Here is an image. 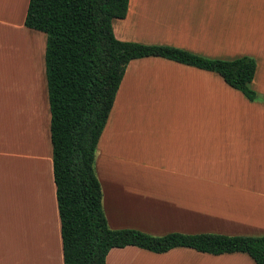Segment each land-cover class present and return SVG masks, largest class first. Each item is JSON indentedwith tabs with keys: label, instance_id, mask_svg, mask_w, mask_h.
Returning a JSON list of instances; mask_svg holds the SVG:
<instances>
[{
	"label": "crops",
	"instance_id": "obj_1",
	"mask_svg": "<svg viewBox=\"0 0 264 264\" xmlns=\"http://www.w3.org/2000/svg\"><path fill=\"white\" fill-rule=\"evenodd\" d=\"M4 1L16 0H0V7ZM29 1L17 24L34 40V46H28L30 54L40 45L38 65L42 67L47 35L25 27ZM11 7L12 3L6 10ZM1 13L0 31L8 32L10 27L12 32L16 22ZM113 26L120 41L167 45L212 59L252 57L257 62L252 88L258 87L263 96L251 102L219 74L164 58L130 62L98 145L101 154L96 170L104 212L106 183L142 208L151 205L168 211L164 218L151 219L148 227L132 223L124 229L136 227L144 232L148 230L142 229L150 228L154 232L147 233L156 237L195 234L191 226L199 223L264 230V0H130L126 18L115 20ZM15 49L0 48V66L6 67L8 57L15 60L19 54ZM34 69L30 62L29 73L24 68L19 70L24 74L21 78H28L30 83L31 73L38 74ZM45 71L43 67L46 75ZM31 108L27 110V127L24 121L20 123L24 113L14 108L16 116L11 123L21 130V139L10 149L0 150V186L4 184L0 200L1 196L3 203L7 199L14 213L13 187L7 174L17 166L18 176L26 178L19 200L24 218L34 222L39 213L46 216L50 210L54 227L46 226V217L43 227H37L42 234L36 227H24L25 240L16 239V251L20 241L25 247L21 248L23 264H64L53 152L47 156L44 149L46 138L49 143L48 131L43 154L32 143ZM215 231L204 233L221 234ZM6 232L7 227H0V241ZM43 236L47 237L45 242ZM40 244L50 246L49 259L48 250L42 254ZM3 257L5 264H11L9 257ZM106 264L256 263L245 253L211 255L176 248L156 254L128 246L112 249Z\"/></svg>",
	"mask_w": 264,
	"mask_h": 264
},
{
	"label": "trees",
	"instance_id": "obj_2",
	"mask_svg": "<svg viewBox=\"0 0 264 264\" xmlns=\"http://www.w3.org/2000/svg\"><path fill=\"white\" fill-rule=\"evenodd\" d=\"M130 0H30L25 27L47 35L46 80L51 143L64 264H106L115 248L135 246L156 254L176 248L211 255L245 253L264 264V235L170 233L112 229L96 170L98 145L130 62L158 57L219 74L249 101L257 62L243 56L212 59L167 45L120 41L114 21L125 19Z\"/></svg>",
	"mask_w": 264,
	"mask_h": 264
},
{
	"label": "rangeland",
	"instance_id": "obj_3",
	"mask_svg": "<svg viewBox=\"0 0 264 264\" xmlns=\"http://www.w3.org/2000/svg\"><path fill=\"white\" fill-rule=\"evenodd\" d=\"M19 0H16L13 2L12 6L15 3H18ZM26 3L27 0H21V9L19 14H16L15 16V9L14 6L11 7V9L7 12V16L10 15V20L13 22H16V25H13L14 27L12 32L11 28L8 27V32L3 33L2 30L0 31V48H16L15 51H18L19 54L16 56L15 60L11 61L12 57H8L6 67L4 65L0 66V150L4 147H7V149H10L14 141L21 139L20 131L15 128L12 125V119L16 116L14 114V108L18 107L19 111L24 113L22 119L20 120L21 125L28 126V120L29 116L27 114V110L31 108V138L32 143L34 144L36 149H39L43 154V143H44V137L46 138V131H48V137H49V143L47 142V138L45 139V152L48 156V154L53 152L52 150V144L50 140V123H51V113H50V107H49V100H48V89H47V81H46V75L43 73V67L44 70L45 67V59L43 60V66L39 67L40 59H39V53H40V45L36 42V51L32 54L33 61H35L36 64L33 65V67L37 69L38 74L32 72L31 74L38 75V82L39 84V90H37V96L39 97H33L31 95L28 96L25 94V92L20 97L24 98L22 101H19L18 99H15L18 97V91L16 88L24 86L26 83L29 84L28 78H18L15 76V72L19 71L20 69L24 68V71L28 70L29 68V58H30V50L28 51V46L25 45L24 42L26 40H33L29 37V33L25 32L24 28L19 27L17 23H21V20L23 18V12H25L26 9ZM15 17V18H14ZM26 38V39H25ZM34 41V40H33ZM14 46V47H13ZM229 59L224 60H234V56L227 57ZM13 64H11V62ZM42 61V60H41ZM42 63V62H41ZM22 64V66H21ZM7 69L6 71H4ZM29 73V70H28ZM46 73V71H45ZM35 79V78H34ZM37 80V81H38ZM24 88V87H22ZM254 90L258 93V95L262 98V93L259 92L260 90L258 87H255ZM7 93V95H6ZM10 95V97H8ZM17 103H22L17 104ZM17 104V106H15ZM43 107V108H42ZM25 111V112H24ZM33 115H35L33 117ZM22 116V115H21ZM49 118V122L48 121ZM37 122V125H36ZM35 124V125H34ZM36 126V128H35ZM45 133V134H44ZM28 136H26L27 138ZM101 152L97 151V157H96V164L99 161ZM117 154V153H115ZM98 160V161H97ZM117 166V164H116ZM118 168V166H117ZM116 168V169H117ZM47 170V167H46ZM101 176V175H100ZM48 174H47V183L49 187L50 192V186L48 182ZM7 185V184H6ZM10 185V184H9ZM105 191H106V210L105 214L107 218L109 219L111 223V228L113 229H124L129 228L128 226L133 224H137V226H145L148 227V222L151 219H161L164 218L168 211L161 208V207H154L151 205H146L144 208L141 206L133 203L134 200H131L128 198V196L122 192L119 191H113L108 184L104 183ZM4 188L0 186V195L2 193V189ZM1 198L4 200V198L1 196ZM0 200V227H7V232L3 235V239L0 241V257H1V264L6 263V258L3 256H7L8 263L9 260H11V264H23L22 263V243L20 244L21 240H25L26 231H24V227H43L42 225V219L46 217L47 219V227H54L53 224V218H50V210H48V215L46 213V216H41L43 213H39L37 216V220L34 222H28L29 220L24 218V215L22 214V211L20 209V212L14 209L13 213L10 210V203H7V199L5 200V206L2 202L3 200ZM104 206V205H103ZM143 206V205H142ZM49 216V218H48ZM26 219V220H25ZM204 222H207L206 220ZM204 225V226H202ZM216 226V227H215ZM205 225L203 223H199V226H191L194 229L195 234H202L208 230H217L215 232L221 233V235H227V236H247V237H260L263 236L264 230H253L250 228H247L243 225H237V227L230 226L225 223H221L219 225ZM225 227H234V228H225ZM132 229H137L132 228ZM140 230V229H138ZM142 230H148L144 231L147 232H154L150 228L142 229ZM9 231V234H8ZM182 233V232H181ZM148 234V233H147ZM170 234V233H169ZM216 234V233H212ZM13 236V239L11 238ZM18 236V237H17ZM153 236V235H152ZM162 237V236H160ZM16 239H20L18 242L19 252L17 253L16 248ZM49 242V241H48ZM41 245V251L42 254L44 253L45 249L48 250V259H49V247L45 244ZM53 248V247H52ZM23 249V248H22ZM25 249V247H24ZM23 249V250H24ZM54 250V249H53ZM26 262L28 260L26 259Z\"/></svg>",
	"mask_w": 264,
	"mask_h": 264
},
{
	"label": "bare ground",
	"instance_id": "obj_4",
	"mask_svg": "<svg viewBox=\"0 0 264 264\" xmlns=\"http://www.w3.org/2000/svg\"><path fill=\"white\" fill-rule=\"evenodd\" d=\"M13 4V2H7V1H4L2 4V6L0 7V14H2L1 12H3L4 14H6V12H7V10H6V8L7 7H10V4ZM14 11H15V16H17L16 14H19L20 13V11L22 12V9H21V2L20 3H17L16 4V6H15V3H14ZM9 11V10H8ZM21 14V13H20ZM15 23V22H14ZM26 39V38H25ZM29 42V43H28ZM24 44L25 45H29L30 46V48H32V46H34V42L32 41V40H26L25 42H24ZM33 53H34V50H33ZM32 53V54H33ZM32 54H31V56H32ZM32 64L34 65V61H33V58L31 57V66H32ZM36 64V63H35ZM34 70H36V69H34ZM34 73H36L35 71H34ZM24 74H23V72L22 71H19V74L17 75V71L15 72V76H17L18 78H21L22 76H23ZM35 78V79H34ZM38 80V75L36 76L35 74H32V76H31V81H30V83L28 84V83H26L25 85H24V88H22V87H18L16 90L18 91L17 93H18V97H17V99L19 98V96H22V94L25 92V94H28L29 96H33V95H35L34 97H36L37 96V90H38V87H39V84H40V82H39V80ZM38 82H39V84H38ZM6 95H7V93H6ZM8 97H10V95L8 96ZM37 97H39V96H37ZM24 98H22V97H20V99H18L19 101H22ZM43 108V107H42ZM35 115H33V117H34ZM35 125V124H34ZM36 125H37V122H36ZM32 126V125H31ZM35 128H36V126H35ZM10 166H11V164H9ZM9 166V167H10ZM39 168V167H38ZM38 170H41V169H38ZM7 178H8V180H9V184L11 183V185H10V187L12 186L13 187V198L11 199V202H13V207H14V209L15 210H17L18 212L20 211V202H19V200H20V193L22 194L23 192H24V188H23V186L22 185H24V182L26 181V178H24V176H22V175H20V176H18V167L17 166H14V170L13 169H10V172H8V174H7ZM21 181H22V184H21ZM11 187V188H12ZM20 188H21V191H20ZM22 201H24L23 199H22ZM24 208H22V210H23ZM14 213H16V212H14ZM36 232L37 231H39L38 230V228L36 227ZM40 232V231H39ZM43 232V231H42ZM41 233V232H40ZM42 234V233H41ZM46 239H47V237H46ZM45 237L43 236V240H44V242H45ZM24 263V262H23Z\"/></svg>",
	"mask_w": 264,
	"mask_h": 264
}]
</instances>
